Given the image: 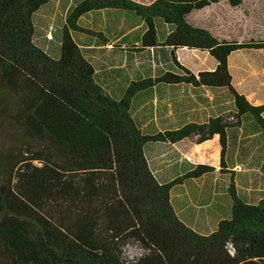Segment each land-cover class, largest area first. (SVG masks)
<instances>
[{"label": "trees", "instance_id": "obj_1", "mask_svg": "<svg viewBox=\"0 0 264 264\" xmlns=\"http://www.w3.org/2000/svg\"><path fill=\"white\" fill-rule=\"evenodd\" d=\"M48 1L0 0V133L16 132L23 142L0 150V264H264V197L243 200L230 170V215L199 233L178 218L169 192L214 167L197 164L160 183L143 152L149 141L176 142L193 133L202 141L218 134L224 172L229 124L223 117L145 134L129 111L137 92L158 83L225 88L236 108L232 125L245 114L264 131V103L252 104L239 93L228 68L232 51L264 50V38L218 37L186 20L220 0H78L60 26L59 55L52 57L33 40L34 14ZM226 1L238 6L242 0ZM103 8L139 16L146 29L131 49L170 46L180 72L131 80L117 99L106 93L71 35L104 40L100 31L78 23L81 15ZM155 18L172 26L161 42ZM182 46L206 51L215 67L194 73L178 64L174 49ZM132 239L144 252L127 259L122 247Z\"/></svg>", "mask_w": 264, "mask_h": 264}, {"label": "crops", "instance_id": "obj_2", "mask_svg": "<svg viewBox=\"0 0 264 264\" xmlns=\"http://www.w3.org/2000/svg\"><path fill=\"white\" fill-rule=\"evenodd\" d=\"M77 1L73 0V5ZM135 1L149 3L152 0ZM242 3L243 0L238 6H230L226 0H220L191 11L186 15V20L193 25L210 30L219 37L220 35L213 32V27L209 25L212 22L209 17L213 15L206 14L209 12L208 9L218 7L238 9ZM90 14L106 15L107 19L102 22V26L85 25L83 19L88 18ZM238 20L241 23L245 19ZM78 23L83 27L98 30L103 35L102 38L105 41L83 32L71 31L74 41L93 66L95 82L113 98L121 97L131 80L157 76L164 71L180 72L172 59L170 46L155 44L146 46L140 51L131 49L132 46L140 44L146 26L139 16L129 10L116 8L92 10L81 15ZM154 24L157 40L161 42L171 31L172 26L164 23L160 18H155ZM40 47L52 57L59 55L58 47L52 53ZM174 54L178 64L194 73L199 70H211L216 64L212 56L198 49L177 47L174 49ZM190 54L195 57H191ZM200 55L202 57H199ZM204 56L207 58V66L193 69V65H189L190 59L195 63L199 61L202 65ZM252 61L262 62L263 64L260 63V65L264 69V50L244 48L232 51L228 56V68L234 88L244 94L252 104H260L264 103V82L259 79L257 71H251V68L255 66V62L252 64ZM250 84V87H245ZM189 86L185 83H158L141 90L132 97L129 111L136 125L145 134L176 130L188 123H205L210 118L219 116H222L223 120L229 124L224 128L226 139L224 172L220 171L219 166L218 134L199 141L198 134L193 133L176 142L149 141L143 146L148 166L160 183L168 182L186 173L197 164H208L214 167V170L210 172L198 177L186 178L181 183L173 185L169 192L170 203L178 218L199 233H209L214 230L220 219L228 218L230 215L231 202L227 192L230 170L234 172L237 193L243 200L254 203L264 197V176L263 188H257L256 183L262 174L254 178L251 167L254 149L258 150L257 163L261 158L264 159V146L262 150L260 149L261 143L264 142V131L245 114L240 117L239 125H232L236 121L234 117L236 108L232 96H181L184 87L188 93ZM173 87H181L180 96L173 91ZM203 88L209 91L218 89ZM152 90L163 92L160 96H144L146 92H152ZM245 171H250V175H245Z\"/></svg>", "mask_w": 264, "mask_h": 264}, {"label": "rangeland", "instance_id": "obj_3", "mask_svg": "<svg viewBox=\"0 0 264 264\" xmlns=\"http://www.w3.org/2000/svg\"><path fill=\"white\" fill-rule=\"evenodd\" d=\"M73 5V0H51L46 6L41 8L36 12L33 18V23L35 27L33 40L34 42L47 49L50 53L56 50L59 42L60 35V26L63 23L66 13ZM209 12H206L208 15H213V17H209L212 22L209 23L213 27V32L216 34L226 37V38H235V39H249L253 38H264V0H243L242 5L236 8H226L222 9L221 7L208 9ZM88 18L84 17L83 23L85 25H93L96 24L98 26H102V22L106 20V15H88ZM238 19H245L241 23H239ZM231 24V25H230ZM243 25V26H242ZM246 27V28H245ZM245 28V29H244ZM244 29V30H242ZM191 57H195L190 54ZM199 57H202L200 55ZM207 58L204 56V60L202 65L198 61L195 63L194 60L190 59L189 65H193V69H196L199 66H207L206 64ZM258 61V60H257ZM255 61H252V64ZM262 62H255L252 70L257 71L259 74V79L264 82V69H262ZM260 68V69H258ZM260 72V73H259ZM250 85H245L246 88L250 87ZM194 86H189V91L187 93L186 87L183 88V94L181 95L182 89L181 87H173V91L177 92V96H229L225 88H218L217 90H205L203 87L201 88H192ZM160 90H152V92H146L144 96H160ZM168 92V91H166ZM170 93V92H168ZM171 94V93H170ZM176 96V95H175ZM15 144V146H23L22 138L16 134V132H11L9 130L3 131L0 133V150H5L9 146ZM264 146V142L261 143L260 149L262 150ZM258 150L254 149L253 151V159H252V171L254 174V178L258 177L262 174L259 181L256 183L257 188H263L262 179L264 176V159H260V165L257 163ZM264 158V156H263ZM263 161V162H262ZM249 162H251L249 160ZM34 163L38 164V162L34 161ZM259 165V166H258ZM250 168V167H249ZM251 169V168H250ZM245 175H250V171H245ZM255 187V186H254ZM144 250L140 246V244L132 239L128 244L122 247V254L127 259H134L135 257L142 254Z\"/></svg>", "mask_w": 264, "mask_h": 264}]
</instances>
